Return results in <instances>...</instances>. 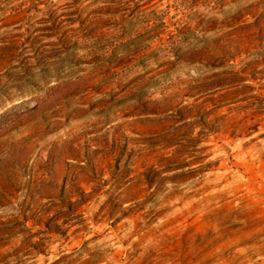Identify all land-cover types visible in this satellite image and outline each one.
<instances>
[{"label":"rangeland","instance_id":"374dc122","mask_svg":"<svg viewBox=\"0 0 264 264\" xmlns=\"http://www.w3.org/2000/svg\"><path fill=\"white\" fill-rule=\"evenodd\" d=\"M0 264H264V0H0Z\"/></svg>","mask_w":264,"mask_h":264}]
</instances>
